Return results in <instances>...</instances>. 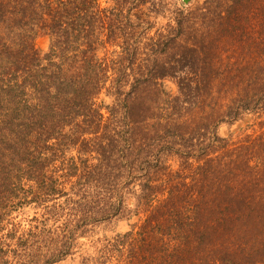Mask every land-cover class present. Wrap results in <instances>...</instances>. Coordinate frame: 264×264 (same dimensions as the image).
I'll use <instances>...</instances> for the list:
<instances>
[{"label": "trees", "instance_id": "16d2710c", "mask_svg": "<svg viewBox=\"0 0 264 264\" xmlns=\"http://www.w3.org/2000/svg\"><path fill=\"white\" fill-rule=\"evenodd\" d=\"M89 239L81 264H264V0H0V264Z\"/></svg>", "mask_w": 264, "mask_h": 264}, {"label": "rangeland", "instance_id": "374dc122", "mask_svg": "<svg viewBox=\"0 0 264 264\" xmlns=\"http://www.w3.org/2000/svg\"><path fill=\"white\" fill-rule=\"evenodd\" d=\"M200 1L201 0H190L188 4H184L183 0H181L184 6H193L197 2H200ZM165 22H166L165 19L157 18L154 20V25L155 27H159L161 25H164ZM34 44L36 48L38 49V51L43 54L48 49L49 39L45 36L39 35L35 38ZM164 86L169 93H172V94L176 93V86L174 85L173 82L165 81ZM106 101L108 100L106 99ZM238 126L239 124H236L229 128L228 126L223 124L218 128V134L221 137H228V135L231 132H234L236 134L242 127H244V124H241L240 129L238 128ZM33 213L34 211L30 207L25 208V210L20 213L18 220H20L22 224H25V220L29 219V217H31ZM130 224H131V221H127L124 218H116L112 220L109 224L105 225L98 232V234L95 237H93V239L97 237H101V236L111 237L115 234L126 232L129 229ZM93 239L81 240V243H82L81 248L74 255L63 259L56 264H81V258L86 253H90L92 251L91 240Z\"/></svg>", "mask_w": 264, "mask_h": 264}, {"label": "water", "instance_id": "95a60500", "mask_svg": "<svg viewBox=\"0 0 264 264\" xmlns=\"http://www.w3.org/2000/svg\"><path fill=\"white\" fill-rule=\"evenodd\" d=\"M190 0H183L184 4H188Z\"/></svg>", "mask_w": 264, "mask_h": 264}]
</instances>
